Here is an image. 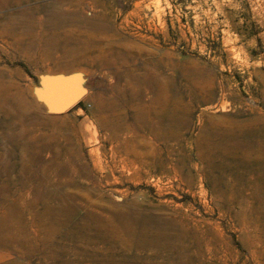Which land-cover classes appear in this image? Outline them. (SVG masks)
I'll use <instances>...</instances> for the list:
<instances>
[{
  "label": "rangeland",
  "instance_id": "rangeland-1",
  "mask_svg": "<svg viewBox=\"0 0 264 264\" xmlns=\"http://www.w3.org/2000/svg\"><path fill=\"white\" fill-rule=\"evenodd\" d=\"M71 70L82 103L43 111ZM65 204L96 259L0 264H264V0H0V211Z\"/></svg>",
  "mask_w": 264,
  "mask_h": 264
},
{
  "label": "bare ground",
  "instance_id": "bare-ground-1",
  "mask_svg": "<svg viewBox=\"0 0 264 264\" xmlns=\"http://www.w3.org/2000/svg\"><path fill=\"white\" fill-rule=\"evenodd\" d=\"M179 122L185 126L187 124V119L182 122L178 116L175 115L173 117L172 114L166 113L160 120V124H173ZM238 141L237 143H239ZM237 143L234 144V147L239 149ZM214 148L215 147L211 149ZM167 168L168 164H161L159 167L153 166V169H159L160 171L166 170ZM198 180L200 183L202 182L201 179ZM63 213L67 214L69 219L67 225L69 227L64 223V220L59 221V217L62 216ZM86 220L88 221L87 215H79L77 210L73 207H67V204L59 208L57 213L51 211L49 206H46L43 210H39L34 214H25L14 209L1 210L0 250H7L8 253L10 251L21 252L24 254L22 255L24 257L36 255L41 260L47 258L57 259L64 253L60 248L75 249L77 247V245H74L76 239L81 238V252L86 254L89 245H92V249L89 252L91 254L89 255L93 256L91 259H96L97 256L95 253H98V245L102 242V230H93L95 238L92 241H88V237L92 230H89L87 225L80 224L81 221L85 222ZM152 257L156 258V255L152 254ZM79 262L83 264V260H79Z\"/></svg>",
  "mask_w": 264,
  "mask_h": 264
},
{
  "label": "water",
  "instance_id": "water-1",
  "mask_svg": "<svg viewBox=\"0 0 264 264\" xmlns=\"http://www.w3.org/2000/svg\"><path fill=\"white\" fill-rule=\"evenodd\" d=\"M88 86L87 75L71 70L41 75L39 84L33 91L43 111L60 115L80 103L88 91Z\"/></svg>",
  "mask_w": 264,
  "mask_h": 264
},
{
  "label": "trees",
  "instance_id": "trees-1",
  "mask_svg": "<svg viewBox=\"0 0 264 264\" xmlns=\"http://www.w3.org/2000/svg\"><path fill=\"white\" fill-rule=\"evenodd\" d=\"M82 102H80L79 104H77L75 107L79 106Z\"/></svg>",
  "mask_w": 264,
  "mask_h": 264
}]
</instances>
